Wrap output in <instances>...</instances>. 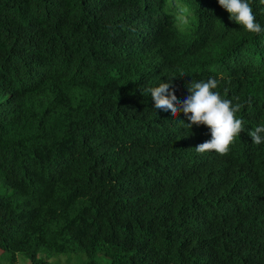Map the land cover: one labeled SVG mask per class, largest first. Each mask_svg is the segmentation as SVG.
<instances>
[{"label":"trees","instance_id":"1","mask_svg":"<svg viewBox=\"0 0 264 264\" xmlns=\"http://www.w3.org/2000/svg\"><path fill=\"white\" fill-rule=\"evenodd\" d=\"M182 2L178 27L167 0H0L3 264H264V31ZM210 77L241 105L227 155L142 92Z\"/></svg>","mask_w":264,"mask_h":264},{"label":"clouds","instance_id":"2","mask_svg":"<svg viewBox=\"0 0 264 264\" xmlns=\"http://www.w3.org/2000/svg\"><path fill=\"white\" fill-rule=\"evenodd\" d=\"M218 3L230 14V19L245 31L255 34L264 31L260 23L256 21L253 8L248 0H218ZM167 8L172 10L178 27L188 25L191 9L187 4H184L182 0H167ZM218 83L215 77H210L207 81L192 80L186 85L190 95L182 102L174 91H169L172 87L171 81L169 83L161 82L153 88L142 89V92L151 95L156 110L171 112L176 117H179L182 111L190 121V123H185L187 127L204 125L210 129L211 139L197 145L194 148L196 152L214 151L219 155H227L235 143L236 137L245 129L243 120L236 117L241 105L239 103L234 105L232 100L226 99L219 92L214 91L218 87ZM262 133H264V124L249 132L254 144L264 143Z\"/></svg>","mask_w":264,"mask_h":264},{"label":"rangeland","instance_id":"3","mask_svg":"<svg viewBox=\"0 0 264 264\" xmlns=\"http://www.w3.org/2000/svg\"><path fill=\"white\" fill-rule=\"evenodd\" d=\"M3 260H4V258L2 256V253H1V250H0V264H3V262H4ZM19 264H29V261L23 260L21 258Z\"/></svg>","mask_w":264,"mask_h":264}]
</instances>
